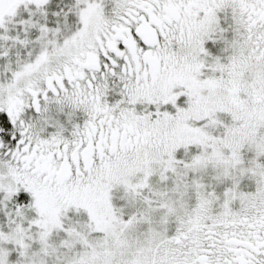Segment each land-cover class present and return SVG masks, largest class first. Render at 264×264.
Returning <instances> with one entry per match:
<instances>
[{
    "label": "snow or ice",
    "instance_id": "snow-or-ice-1",
    "mask_svg": "<svg viewBox=\"0 0 264 264\" xmlns=\"http://www.w3.org/2000/svg\"><path fill=\"white\" fill-rule=\"evenodd\" d=\"M0 264H264V0H0Z\"/></svg>",
    "mask_w": 264,
    "mask_h": 264
}]
</instances>
